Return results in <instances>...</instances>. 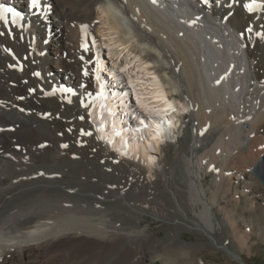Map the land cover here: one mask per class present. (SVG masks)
<instances>
[{"label": "bare ground", "instance_id": "obj_1", "mask_svg": "<svg viewBox=\"0 0 264 264\" xmlns=\"http://www.w3.org/2000/svg\"><path fill=\"white\" fill-rule=\"evenodd\" d=\"M256 1L249 12L245 5L251 0H41L39 11L29 8V0H0L23 16L19 28L0 21V264H177L178 253L147 248L138 258L131 247L150 239V230L141 226L149 213L142 203L223 249L226 242L247 243L249 226L242 230L233 217L232 235L225 217L218 222L224 233H212L213 207L234 181L249 180L240 193L250 210L264 201L259 182L247 173L264 155V0ZM85 42L87 53L80 47ZM97 43L105 47L101 75L109 86L112 72L126 80L119 68L134 65L129 73L139 68L136 78L147 77L137 85L144 103L165 107L155 97L162 92L176 112L147 115L131 93L123 108L110 94L105 108L93 104L85 94L94 96L98 85L82 72L95 65L79 57L98 55ZM105 57H111L107 67ZM36 71L41 77L32 75ZM81 82L87 87L80 88ZM62 85L77 95L45 97L40 91ZM81 128L92 135L81 136ZM197 146L203 147L198 157ZM216 162L215 187L208 189L201 170L215 169ZM125 175L133 177L134 193L118 188ZM102 189L110 193L103 196ZM175 242L183 253L203 246ZM196 258L186 263L198 264Z\"/></svg>", "mask_w": 264, "mask_h": 264}, {"label": "rangeland", "instance_id": "obj_2", "mask_svg": "<svg viewBox=\"0 0 264 264\" xmlns=\"http://www.w3.org/2000/svg\"><path fill=\"white\" fill-rule=\"evenodd\" d=\"M78 81H77V84H78ZM83 83H86V82H83ZM263 134H264V132H262L260 134V135H262V136H260V138H262V139H264ZM194 150H195L196 156L198 157L203 152V147L197 146ZM247 151L248 150H245L244 153L247 154L248 153ZM153 155L156 157L158 156V154H153ZM196 158H194V159H196ZM233 163L238 164L236 159L233 160ZM240 164L245 165L246 163H240ZM254 166L247 169L248 174L252 173L251 169ZM215 167H216L215 169L210 170L207 168V165H203V168L201 170L202 182H203L204 186L208 189H212L215 187L214 182H215V179L217 178L216 176H217L218 169L220 167V162H216ZM125 177H126V179L122 178L120 180V184L124 183L123 185H119V187H118L117 184L116 185L111 184L110 186H113V188L127 187V189L125 188L126 191L128 190L129 187L132 188L131 183L134 181L133 177L130 178V175H125ZM252 177H253L255 182H257V183L259 182L258 185L260 186V188L263 189V192H264V185L260 182V180L256 176L252 175ZM248 184H249V180H247L246 178H245V180L241 179L237 182L234 181L231 184L229 192L220 198V204L215 205L213 207L214 223L217 225H216L215 232L212 233V235L214 237H216L218 235H222L224 233L222 226H220V224L218 225V222L222 218L225 217L227 222H229L228 223L229 225L227 224L225 229L229 235H232V228H231L232 227V224H231L232 220L231 219L234 218L236 220L235 225H239L240 228H242V230L244 229L242 227L243 225H246L247 227L249 226L248 228H245L249 232V237L247 238V243H246L247 245L245 244L246 246L244 245L242 247H232L228 242H226L228 249H223V248L217 246L216 244L211 243L210 238H208L206 236H203L199 233L187 232V231H184L179 226H174L176 221L169 214H165L162 217H158L157 215H155L151 212L152 207L150 205H148L146 203H142L143 206L145 205L144 207L149 213L144 214V220L141 221V226L147 227L150 230V236H149L150 239H148V242H145V243L141 242V244L140 243L132 244L131 247L134 246L135 250L137 252L139 251L138 258L144 256L145 252H147L149 250H153V249H155L156 252L161 251V252L166 253V251H167V253L168 252H169V254L171 253V255L174 257H177L178 255L180 257H183V258H180L179 256L177 257V264H183V263L187 264L186 262H188V259L192 258V256L197 257L196 259H197L198 264H264V235H263V233H264V220L262 218V215L264 214V203H263L264 201L261 202V205L259 207H257V209H256V207L254 209L252 208V210L249 209V207L251 206L249 204L250 200H248V197H246L245 195L240 193V191L243 190V188H247ZM106 190H107V192H106ZM118 192H120V189L118 190ZM107 193H110V191L108 189H104V191L102 189V195L103 196H106ZM130 193H134V191H132ZM263 197H262V199L264 200ZM101 207L102 208L104 207V209H110V208H108L109 206H106L104 204ZM188 215H191V214H188ZM116 224H118L116 226L121 225L120 222H117ZM235 238L237 240H239L238 237L235 236ZM155 240H158L159 242L158 241L155 242ZM179 240L184 241V243H186V244L188 243V245L189 244H192V245L193 244L194 245L195 244H203V246L200 247V249H197V248L189 249L190 251L187 250V253H183L186 251L181 250V249L178 250L179 247L176 245V242H175V241H179ZM170 242H172V243H170ZM153 243H154V245H153ZM159 245L163 248H160ZM151 247H152V249H151ZM170 247H172V248H170ZM137 248H138V250H137ZM147 248L148 249L150 248V249L148 250ZM168 248L170 251L168 250ZM173 248H175V249H173ZM146 249H147V251H146ZM193 250H195V251L193 252ZM177 253H178V255H177ZM234 253H236L240 256L239 260H237L235 258ZM155 255H162V254L156 253ZM181 259H184V260H181Z\"/></svg>", "mask_w": 264, "mask_h": 264}, {"label": "snow or ice", "instance_id": "obj_3", "mask_svg": "<svg viewBox=\"0 0 264 264\" xmlns=\"http://www.w3.org/2000/svg\"><path fill=\"white\" fill-rule=\"evenodd\" d=\"M245 7L247 8V10L249 12H253L258 5L255 3H249L246 4ZM29 8L30 9H36L37 11L40 10L41 8V0H29ZM48 11V6H45L44 8V12H41L40 15L43 16L44 13H46ZM9 16L11 17V19L9 20ZM23 19L22 14L13 6H5L4 4H0V21H3L4 25L7 27L9 25V23L12 26H15L17 28L22 27L21 25V20ZM86 27V26H84ZM247 32L251 33L252 29L251 28H247L246 29ZM5 35V33L3 31H0V37H3ZM8 35H12V28H8ZM243 33H241V37H243ZM21 39H23V35H21ZM45 43H47V41H45ZM81 49L87 53L89 52V44L87 42L82 43L81 44ZM7 51V49H5ZM80 60L83 61L85 64L87 65H92L94 64L95 66L92 67L91 69H89L88 67H85L83 69L82 75L85 78H88L90 75L93 77L95 83L98 85V91L95 93V95L93 96L92 93H86L85 95L88 97H91V102L94 104L96 102H101L100 103V107L103 109L106 107V105L103 103L104 99L106 98V96H108L109 94L111 95V97L113 99H115L118 104L121 106V108L128 106L131 102L128 101L126 102L124 100V97H128L129 93H131L132 98L135 100V104L136 106L143 112H145L147 115H159L160 112H163L164 115H169L170 113L176 112V108L173 106L172 103L169 102L168 98L161 92L158 94H155V97L157 100L162 101L163 104L165 105V107L163 108H156V107H152L150 108L148 106V104L144 103L145 101V97L139 93L137 91V85H141L143 83H145V81L147 80V77H141L139 79L136 78V73L137 72H142V69L136 68L135 71H133L132 73H129V69L133 68L134 65L131 64H125L123 67H120L118 72L120 74H125L127 76V79L125 80L124 75H120L117 76L116 72H112L111 75L114 79V83L109 86V84L104 80V78L101 75V71H102V64H101V59L98 55H93L92 59L86 60L84 55H81ZM25 59H27V57H25ZM109 59H111V57H109ZM137 59H139L137 57ZM9 68H14L15 65L14 64H9L8 65ZM145 68L151 67V65L149 64H145L144 66ZM33 76L35 77H41V73L39 71L33 72L32 73ZM151 79L152 80H156L157 77L155 75H151ZM219 82V81H218ZM117 85H119L120 87L125 88V91H123L122 93H117L115 91H112V87H116ZM80 88H86L87 85L84 83H81L79 85ZM40 91L43 93V95L45 97L48 96H53L55 95L57 92L62 93V94H68L71 96H76L77 93L74 91L73 88L71 87H66V86H60L59 88L53 87L51 91H45L43 87L40 88ZM29 93H35L36 89L35 88H29L28 89ZM17 100H24L25 97L24 96H17L16 97ZM68 103H71L72 101L69 99L67 101ZM80 105L81 107L88 109L89 108V104L84 102V99L80 100ZM21 112H24L25 109L24 108H20L19 109ZM132 111L134 112L135 109H132ZM186 111V109H185ZM110 114H115L112 113L111 110H109ZM127 114V113H125ZM45 118H47L48 116L51 115V113H44L42 114ZM88 116L92 117L93 113L91 111L88 112ZM59 118V117H57ZM135 118V117H133ZM79 119L81 121H84L85 117L83 115H81L79 117ZM141 124L144 123L143 120L140 121ZM0 131H3V129H0ZM67 131L71 132L72 129L69 128ZM201 135H203V132L200 133ZM61 135H63L61 133ZM80 135L81 136H91L92 132L91 131H85L83 128L80 129ZM46 145H40V147H45ZM17 149L19 150L20 146L17 145L16 146ZM61 147L63 148H67L68 144H62ZM40 175H44V173H40Z\"/></svg>", "mask_w": 264, "mask_h": 264}, {"label": "water", "instance_id": "obj_4", "mask_svg": "<svg viewBox=\"0 0 264 264\" xmlns=\"http://www.w3.org/2000/svg\"><path fill=\"white\" fill-rule=\"evenodd\" d=\"M260 164L258 167H254L251 172L260 180V182L264 185V155L260 159Z\"/></svg>", "mask_w": 264, "mask_h": 264}]
</instances>
